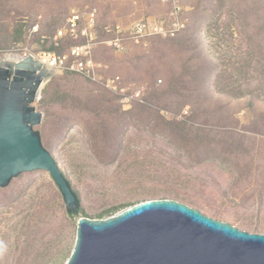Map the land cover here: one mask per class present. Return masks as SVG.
<instances>
[{"label":"rangeland","instance_id":"rangeland-1","mask_svg":"<svg viewBox=\"0 0 264 264\" xmlns=\"http://www.w3.org/2000/svg\"><path fill=\"white\" fill-rule=\"evenodd\" d=\"M177 6L174 36L93 51L101 75L139 100L55 70L34 102L36 129L79 197L78 216L175 199L264 233V0H0V55L65 53L73 41L55 46L53 32L87 8L105 41V25L169 22ZM76 220L48 172L13 178L0 188V264H65Z\"/></svg>","mask_w":264,"mask_h":264},{"label":"water","instance_id":"water-1","mask_svg":"<svg viewBox=\"0 0 264 264\" xmlns=\"http://www.w3.org/2000/svg\"><path fill=\"white\" fill-rule=\"evenodd\" d=\"M55 74L33 55H0V188L43 170L59 189L76 238L65 264H264V233L249 232L175 199H147L106 218L78 216L80 200L36 126L34 106Z\"/></svg>","mask_w":264,"mask_h":264},{"label":"built area","instance_id":"built-area-1","mask_svg":"<svg viewBox=\"0 0 264 264\" xmlns=\"http://www.w3.org/2000/svg\"><path fill=\"white\" fill-rule=\"evenodd\" d=\"M180 7H174L171 13L170 21L165 19L137 21L127 27L122 24L105 25L103 31L111 34L108 40L97 41L96 10L87 8L84 11L70 14L62 26L56 28L53 32L51 41L53 45H58L59 41L69 38L73 41L65 53H56L54 51H43L39 54H31L25 47L22 49L21 56L33 55L46 66L56 71H73L81 74L93 82H99L106 90L117 93L124 100H139L140 92L125 94L121 86L120 77L105 78L101 75L103 70L102 64L94 58V49L97 43H104L120 50L123 48L125 41L139 44L147 37L153 35L174 36L184 26V22L178 17ZM37 31V25L29 27L26 37L30 40Z\"/></svg>","mask_w":264,"mask_h":264},{"label":"bare ground","instance_id":"bare-ground-1","mask_svg":"<svg viewBox=\"0 0 264 264\" xmlns=\"http://www.w3.org/2000/svg\"><path fill=\"white\" fill-rule=\"evenodd\" d=\"M9 57H6V55L4 56L6 59H14V58H17V56H13V55H7Z\"/></svg>","mask_w":264,"mask_h":264},{"label":"crops","instance_id":"crops-1","mask_svg":"<svg viewBox=\"0 0 264 264\" xmlns=\"http://www.w3.org/2000/svg\"><path fill=\"white\" fill-rule=\"evenodd\" d=\"M263 181H264V179H263Z\"/></svg>","mask_w":264,"mask_h":264},{"label":"trees","instance_id":"trees-1","mask_svg":"<svg viewBox=\"0 0 264 264\" xmlns=\"http://www.w3.org/2000/svg\"><path fill=\"white\" fill-rule=\"evenodd\" d=\"M71 215H73V214H71Z\"/></svg>","mask_w":264,"mask_h":264}]
</instances>
